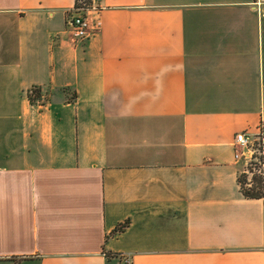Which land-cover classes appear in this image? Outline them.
Masks as SVG:
<instances>
[{"label":"crops","instance_id":"obj_1","mask_svg":"<svg viewBox=\"0 0 264 264\" xmlns=\"http://www.w3.org/2000/svg\"><path fill=\"white\" fill-rule=\"evenodd\" d=\"M76 1L0 0V264H264V0Z\"/></svg>","mask_w":264,"mask_h":264},{"label":"built area","instance_id":"obj_2","mask_svg":"<svg viewBox=\"0 0 264 264\" xmlns=\"http://www.w3.org/2000/svg\"><path fill=\"white\" fill-rule=\"evenodd\" d=\"M102 7V0L76 1L73 12L68 16L72 36L75 40L84 39L98 29L100 18H92L87 15L85 11H100ZM263 133L264 117L261 118V124L259 125L258 132L255 134V139H250L245 132L237 133L234 140V144L237 148L234 157L235 159L244 160L241 173H246L248 177H251L253 174L260 175L264 183ZM120 258V264H132V259L129 254H121Z\"/></svg>","mask_w":264,"mask_h":264},{"label":"trees","instance_id":"obj_3","mask_svg":"<svg viewBox=\"0 0 264 264\" xmlns=\"http://www.w3.org/2000/svg\"><path fill=\"white\" fill-rule=\"evenodd\" d=\"M30 101L36 100L40 96L38 89L34 88L28 93ZM74 95L72 96V98ZM238 182L240 185V191L246 198H263L264 197V183L262 177L257 174H253L248 177L246 173H240L238 176ZM121 227L119 230H121Z\"/></svg>","mask_w":264,"mask_h":264}]
</instances>
